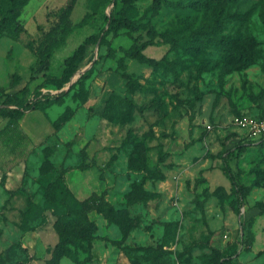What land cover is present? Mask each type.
<instances>
[{
    "label": "rangeland",
    "instance_id": "rangeland-1",
    "mask_svg": "<svg viewBox=\"0 0 264 264\" xmlns=\"http://www.w3.org/2000/svg\"><path fill=\"white\" fill-rule=\"evenodd\" d=\"M122 10L136 25L106 31ZM240 113H264V0L21 2L0 29V264H219L233 243L264 264V141Z\"/></svg>",
    "mask_w": 264,
    "mask_h": 264
},
{
    "label": "trees",
    "instance_id": "trees-1",
    "mask_svg": "<svg viewBox=\"0 0 264 264\" xmlns=\"http://www.w3.org/2000/svg\"><path fill=\"white\" fill-rule=\"evenodd\" d=\"M25 1L26 0H8L7 1L6 6H5V12H4L3 16L0 17V29L7 27L9 25V23L14 20V18L18 14L19 4L21 2H25ZM155 1L158 2V0H155ZM135 25H136L135 20L128 17L124 10L115 11L113 13V16H112L110 22H109L108 28H106V31H108L111 28L120 29L122 27H132ZM144 47H145V45L138 46L134 50H129L128 54L134 58H137L141 62H147V63L153 64V65L157 64L158 61L155 58L148 57L142 52ZM87 73H88L87 75H90L91 70ZM68 92H69L68 90H63L58 95H50V94L42 95L41 97H38L34 101L27 102L23 106V109L21 111H27V110H31V109H45L54 103L60 102L62 100L63 96L68 94ZM259 115L263 116L264 113H260ZM263 141H264V137L259 138L258 143L263 142ZM226 173L231 178L233 186L235 188V191L237 192V195H238L237 210L240 211V206H241L240 201L244 196L243 190L238 187L234 176L231 174V172L228 168H226ZM96 207L99 208L100 210L104 209L101 204H96ZM245 231H246V225L242 224V226L239 230V234L241 236H244ZM237 246H238L237 243H233L230 246L231 249L227 250L226 252L223 253V259L221 260V262L219 264H234V255L232 253H233V251H234V253H236Z\"/></svg>",
    "mask_w": 264,
    "mask_h": 264
},
{
    "label": "built area",
    "instance_id": "built-area-1",
    "mask_svg": "<svg viewBox=\"0 0 264 264\" xmlns=\"http://www.w3.org/2000/svg\"><path fill=\"white\" fill-rule=\"evenodd\" d=\"M234 124L248 132L251 137H264V115L240 113L233 117Z\"/></svg>",
    "mask_w": 264,
    "mask_h": 264
}]
</instances>
